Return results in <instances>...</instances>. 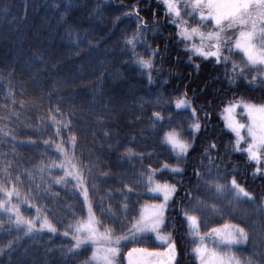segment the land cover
Masks as SVG:
<instances>
[{"label": "trees", "instance_id": "1", "mask_svg": "<svg viewBox=\"0 0 264 264\" xmlns=\"http://www.w3.org/2000/svg\"><path fill=\"white\" fill-rule=\"evenodd\" d=\"M191 2L177 0V20L163 0H0V264H90L91 246L75 249L74 239L88 214L84 188L99 230L123 254L145 247L151 235L130 230L158 200L155 183L177 188L164 223L175 264H196L199 237L228 223L248 236L238 259L264 264V159L250 160L244 142L237 150L222 117L234 103L264 105V68L235 48L234 28L219 63L192 51L200 38L183 39L182 27L218 29ZM168 133L189 145L185 155L165 143ZM233 180L252 199H237ZM17 211L34 232L17 225ZM44 219L55 232L41 229Z\"/></svg>", "mask_w": 264, "mask_h": 264}, {"label": "snow or ice", "instance_id": "2", "mask_svg": "<svg viewBox=\"0 0 264 264\" xmlns=\"http://www.w3.org/2000/svg\"><path fill=\"white\" fill-rule=\"evenodd\" d=\"M164 5L167 8L168 14L174 16L179 20L181 16L180 7L177 0H163ZM186 8H190L192 13H199L201 22L212 19L215 22L218 31L210 32L205 36L204 33L200 32L198 28L189 29L184 26L181 28L180 35L183 39L191 40L193 36H199L201 44L199 47L193 45L192 51L196 54L203 56L205 58L215 57L217 63L221 61V49L223 46L228 44V41L222 39V33L226 29H231L234 26H246L251 24L250 31H240L239 38L235 41V48L243 52L246 56L247 61L251 66H260L264 68V0H192L191 4H186ZM207 9L209 12L208 16L204 15V10ZM261 22L262 27L259 32L257 31V22ZM176 21H174L175 23ZM259 37V48H257L254 40ZM215 41L214 44L207 46L205 50L204 41ZM129 44L133 43V40L128 41ZM214 49V50H212ZM225 62L227 57L224 58ZM138 63L147 69H151L152 63L150 60L140 59ZM236 65H233L235 70ZM243 69L241 70V74ZM255 80L256 77H253ZM187 106L185 100H180L177 102L176 107L179 109L181 107ZM235 106H229L225 111L231 113ZM249 116L251 123L247 126V136L251 138V142L247 144L244 151L250 160L260 163L264 159V106H254L247 105L243 106ZM259 113V118L257 117ZM195 110H193V115ZM157 119H160L159 113L155 114ZM231 130L236 134V147L239 149L241 141L245 140V137L241 135V129L245 128V125L240 124L236 121H232L228 125ZM193 127L199 130L200 125L198 123L194 124ZM165 143L171 145L172 149L178 150L179 155H184L187 152L189 145L186 142L181 141L175 133H168L165 136ZM215 147V145H212ZM167 167V166H165ZM171 171L179 172L181 169L172 168ZM259 171V169H257ZM77 179H81L77 177ZM147 183L152 184V177L147 178ZM216 191L221 192L223 186L217 184ZM232 188L237 194V199L241 196L247 199H252L251 195L245 191L242 187L236 184V181H232ZM2 190V188H0ZM154 192H162L164 194V204L159 206H153V210L149 212H144L141 214L140 218L133 225L130 230L133 232V236L137 233L152 232L156 234V238L162 243L168 245L167 251L165 253L158 252H144V256L152 259H144L140 261L139 264H175V244L171 241L170 237H166L160 234V229L163 225V211L167 205V201L170 199V194L175 193L174 186L159 185L156 184L150 189ZM131 191V189H129ZM9 199L12 196V192L6 193ZM84 202L88 207V219L87 222L78 223L75 227V232L77 235L74 236L76 241L75 249H79L82 245L92 244L94 247L90 264H113L114 257L118 254V249L112 247L113 243L119 244L120 240L112 241L110 233L106 231L104 235H100L95 227L97 221L95 220L94 213L92 211V204L88 197V191L86 188L83 189ZM8 201L0 202V208H4ZM214 210V209H213ZM16 214L17 225H24L29 233L34 232V221L23 220L18 211ZM186 220L190 225V229H195L196 234L198 232V218L195 215H189L185 212ZM40 218L37 217V220ZM47 228L49 232H55V228L44 219L41 222V229ZM83 234V238H81ZM67 235V232L65 233ZM208 237L214 238L218 241L220 245H239L245 243L248 240L247 233L245 230L239 226L224 225L222 228H214L208 234ZM127 239V237H124ZM205 237H199V244L194 249L197 258L200 260V264H251V261H241L234 255L229 253H218L215 249H209L204 243ZM106 241L107 244L104 247L96 246L100 242ZM11 247V244H9ZM70 251H74L70 250ZM133 249V252H136ZM142 252L144 250H141ZM3 250L0 249V254ZM133 252L128 254L130 264H132L131 258Z\"/></svg>", "mask_w": 264, "mask_h": 264}, {"label": "rangeland", "instance_id": "3", "mask_svg": "<svg viewBox=\"0 0 264 264\" xmlns=\"http://www.w3.org/2000/svg\"><path fill=\"white\" fill-rule=\"evenodd\" d=\"M200 15V14H199ZM204 15L205 16H208L209 15V12L207 9L204 10ZM211 21L214 23L215 25V22L214 20L211 19ZM262 27V24L261 22H257V31L259 32L260 28ZM234 29H236V34L234 36V45H235V41L239 38V32L240 31H250L251 30V24H248L246 26H234L232 27ZM227 32V29L226 31ZM225 32H223L221 35H222V38L225 37ZM257 40H259V37L257 36V38L254 40V43L256 44L257 48H259V44L257 42ZM209 42H207L208 44ZM215 43V42H214ZM213 43V44H214ZM240 51V50H239ZM241 52V51H240ZM243 54V52H241ZM244 55V54H243ZM245 56V55H244ZM245 104L247 105H254V106H257V107H260V106H264V105H256V104H252V103H243V102H239V103H234V104H231L229 106H235L233 107V110L231 113L229 112H226L225 110L227 108H229V106L226 107V109L224 110V113L222 115L223 117V120H224V125H225V128L230 131L236 138V134L231 130V128L228 126L229 123H231L233 120L240 123V124H243L245 125V128L244 129H241V135L245 137V140L244 141H241V142H244L246 144L245 146V149L247 147V144L251 142V138L247 136V126L251 123L250 119H249V116L245 110V108L243 107ZM257 117L259 118V113L256 114ZM244 117V119L242 118ZM179 138V137H178ZM180 139V138H179ZM237 139V138H236ZM181 140V139H180ZM182 141V140H181ZM184 142V141H183ZM171 146V145H170ZM172 148V147H171ZM178 152V150H176ZM179 153V152H178ZM185 155V154H184ZM256 162V161H255ZM156 184H159L161 186L163 185H168V186H174L175 187V193H176V186L173 185V184H170V183H155L153 185V187L156 185ZM151 195L152 196H156L158 198V200H153L151 202H148L146 203L143 207H142V210L140 212V215H139V218L141 216L142 213L144 212H151L153 210V206H159L161 204H164L165 201H164V194L162 192H154V191H150ZM175 193H172L170 194V199L167 201V205L163 211V225L160 229V234L163 235V236H166V237H170L171 238V241L172 240V237L169 233H166L165 230H164V223H165V217H166V211H167V208L169 207V204L171 203V201L173 200L174 196H175ZM95 217V216H94ZM138 218V219H139ZM87 219H88V214H87V217L82 221V222H87ZM96 220V218H95ZM187 221V220H186ZM224 225H231V226H239V225H236V224H224ZM224 225L220 226V227H217V228H222ZM187 226L188 228L190 229V225L187 221ZM95 227H96V230L97 232L100 234V235H104L105 233L100 231L99 230V227H98V224L96 223L95 224ZM241 227V226H239ZM242 228V227H241ZM191 232L195 233L196 234V230L195 229H190ZM151 235L152 237V241L153 242H148L147 244H145V247L144 248H151V249H162V248H165L167 246L166 243H162L160 240H158L156 238V234L155 233H152V232H146V233H137L135 236H145V235ZM192 234V233H191ZM197 235V234H196ZM202 236V235H201ZM81 238H83V234H81ZM204 243L205 245L209 248V249H215V251H217L218 253H229L231 255H234L236 258H238L235 253H234V249L240 245H243L244 243H241L239 245H233V246H228V245H220L218 244V241H215L214 238H210L208 237L207 235L205 236V240H204ZM107 242L104 241V242H100L98 245L96 246H99V247H104L106 246ZM199 244V240L197 242V244L192 248V255L194 256L195 260H196V264H200V260L197 258L195 252H194V249L198 246ZM85 245H89L91 246L92 248V252H93V249L95 246H93L92 244H85ZM112 247H115L118 249V254L114 257L113 259V264H116L117 263V260H119V257L123 255L124 257V254L121 252V249L118 248L115 244H112L111 245ZM136 247H143V246H136Z\"/></svg>", "mask_w": 264, "mask_h": 264}, {"label": "water", "instance_id": "4", "mask_svg": "<svg viewBox=\"0 0 264 264\" xmlns=\"http://www.w3.org/2000/svg\"><path fill=\"white\" fill-rule=\"evenodd\" d=\"M167 247H168V245L165 248H162V249H151V248H144V247H132L129 250H127L126 253L124 254V257H123L124 264H130L128 254L130 252H133V249H136L137 251L133 252V255H132V258H131L132 264H139V262L143 261L144 259H152V258L145 257L144 256V252L165 253L167 251ZM141 250H144V251L142 252ZM175 251H176V255H175V261H176L177 254H178L177 253L176 244H175Z\"/></svg>", "mask_w": 264, "mask_h": 264}]
</instances>
